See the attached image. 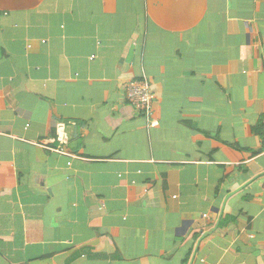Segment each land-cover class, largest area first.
Returning a JSON list of instances; mask_svg holds the SVG:
<instances>
[{
  "label": "crops",
  "instance_id": "obj_1",
  "mask_svg": "<svg viewBox=\"0 0 264 264\" xmlns=\"http://www.w3.org/2000/svg\"><path fill=\"white\" fill-rule=\"evenodd\" d=\"M263 125L264 0H0V264H264Z\"/></svg>",
  "mask_w": 264,
  "mask_h": 264
},
{
  "label": "built area",
  "instance_id": "obj_2",
  "mask_svg": "<svg viewBox=\"0 0 264 264\" xmlns=\"http://www.w3.org/2000/svg\"><path fill=\"white\" fill-rule=\"evenodd\" d=\"M126 100L133 105L139 112H146L149 115L151 111V87L146 81H133L126 87ZM264 138V125H263ZM52 151L67 155L64 149H51Z\"/></svg>",
  "mask_w": 264,
  "mask_h": 264
}]
</instances>
